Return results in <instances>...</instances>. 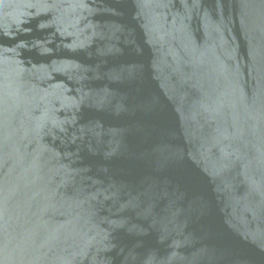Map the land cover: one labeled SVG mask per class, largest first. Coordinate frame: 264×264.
Masks as SVG:
<instances>
[{"label":"water","instance_id":"obj_1","mask_svg":"<svg viewBox=\"0 0 264 264\" xmlns=\"http://www.w3.org/2000/svg\"><path fill=\"white\" fill-rule=\"evenodd\" d=\"M0 264H264V0H0Z\"/></svg>","mask_w":264,"mask_h":264}]
</instances>
